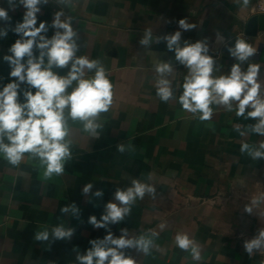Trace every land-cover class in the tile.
Returning a JSON list of instances; mask_svg holds the SVG:
<instances>
[{
	"label": "crops",
	"instance_id": "0c3cea01",
	"mask_svg": "<svg viewBox=\"0 0 264 264\" xmlns=\"http://www.w3.org/2000/svg\"><path fill=\"white\" fill-rule=\"evenodd\" d=\"M255 2L250 0L246 8L239 0H74L70 9L65 6L78 32L77 55L102 61L114 85L113 104L101 114L103 128L97 137L83 132L79 122L69 121L72 159L62 176L45 181L39 161L27 154L18 167L0 157V264H79L77 254L86 253L89 241L103 239L108 231L119 237L121 229H127L129 237L158 234L148 254L124 250L136 264H264V249L249 256L243 247L264 230V201L253 203L264 196V159L240 152L243 142L258 145L264 137H241L234 131L237 124L243 127L255 120L238 118L223 107L215 108L212 120L204 122L183 111L178 97L187 69L179 63H172L168 77L176 99L162 102L156 95L153 61H169L168 52L156 48L158 43L148 48L139 44L147 28L154 37L180 30L181 39H206L218 68L215 74L226 75L236 63L227 49L244 38L257 50L248 63L261 64L264 81V31L245 32L247 20L256 14ZM0 6L7 8L6 0H0ZM60 7L49 0L38 14V22H48L49 38ZM24 11H9L12 27ZM180 19L196 27L183 31ZM2 27L6 25L0 21ZM18 38L10 30L0 38V88L10 82L11 69L3 56L10 55L8 49ZM54 70L67 74V69ZM120 143L126 147L123 154L117 151ZM132 179L154 184L156 197L137 200L123 222L94 228L89 217L99 220L116 188L130 186ZM87 183L93 189L84 194ZM97 190L103 191L102 197L94 196ZM72 203L80 209L78 217L60 211ZM59 224L75 230L70 240L52 242L51 250V236L49 241L35 240L42 226L51 232ZM180 232L199 245V261L177 247L175 236Z\"/></svg>",
	"mask_w": 264,
	"mask_h": 264
},
{
	"label": "clouds",
	"instance_id": "9594fccd",
	"mask_svg": "<svg viewBox=\"0 0 264 264\" xmlns=\"http://www.w3.org/2000/svg\"><path fill=\"white\" fill-rule=\"evenodd\" d=\"M60 10L55 12L50 27L55 29L49 38L47 21L38 22L41 6L49 0H6L7 8L0 6V21L6 27L0 28V38L7 37L9 30L19 36L8 49L10 55L3 60L9 68L10 82L0 88V157L9 165L18 167L29 159L39 161L45 181L62 176L65 164L72 159V140L69 121L82 124V130L97 137L98 129L103 128L101 114L107 113L114 97V85L109 73L100 59H89L86 55H77L80 45L77 43L78 32L73 27V17L65 14L74 0H55ZM243 7L250 0H239ZM23 7L22 20L11 26L9 11ZM179 29L189 31L196 27L186 19L178 21ZM181 31L155 36L150 28L143 32L139 44L145 48L153 43L165 41L169 51H174L175 60L187 69L182 92L178 103L183 111L190 113L201 122L211 121L214 109L223 107L234 112L236 117L252 119L255 123L241 126L234 131L241 137L252 133L264 137V81L261 80V64L248 63L256 55V48L244 38H237L228 52L236 61L226 75H216L218 68L213 56L209 55V46L205 40L195 43L184 42L181 46ZM38 50V55L35 51ZM156 95L162 102L176 99L173 82L168 77L173 73L174 65L170 61L154 59ZM247 64L246 70L242 65ZM54 69H67L66 75H60ZM92 73V75H87ZM27 85V88H22ZM35 89V91H33ZM23 97V99H21ZM215 131V129H212ZM128 147H132L129 142ZM117 151L125 153L123 143L117 145ZM240 152L253 160L264 159V141L252 144L247 141L240 145ZM151 180V175L148 177ZM93 189L92 183L83 187L88 194ZM146 195L156 197L154 184L132 179L130 186L116 188L113 200L105 204V211L98 220L90 216L88 222L94 228H106L110 224H119L131 214L137 200ZM96 197H102L103 191L97 190ZM264 201L260 196L253 203ZM245 212L251 214L252 208L246 206ZM62 213L71 212L79 216L80 209L75 203L60 209ZM164 229L166 225H159ZM74 229L59 224L51 228L42 226L35 233V240L51 243L57 240H70ZM148 234L129 237L127 229H121V235L114 237L111 231L103 239L89 241L91 247L83 255L77 254L79 264H136L126 249H136L148 254L154 245V237ZM175 243L181 250L191 252L194 260L201 259L200 247L194 238L180 232L175 236ZM244 250L249 256L254 251L264 249V230L244 242ZM76 250V249H74Z\"/></svg>",
	"mask_w": 264,
	"mask_h": 264
},
{
	"label": "water",
	"instance_id": "95a60500",
	"mask_svg": "<svg viewBox=\"0 0 264 264\" xmlns=\"http://www.w3.org/2000/svg\"><path fill=\"white\" fill-rule=\"evenodd\" d=\"M258 31H264V13L254 14L252 15L246 23L245 32L249 35H255ZM187 41L189 43H195L196 40H188V39H181V46H183L184 42ZM156 48H163L168 52V60L171 63H179L175 60V53L174 51H169L167 48L166 42H159ZM209 55L213 56L212 52L209 50Z\"/></svg>",
	"mask_w": 264,
	"mask_h": 264
},
{
	"label": "built area",
	"instance_id": "2783aa9c",
	"mask_svg": "<svg viewBox=\"0 0 264 264\" xmlns=\"http://www.w3.org/2000/svg\"><path fill=\"white\" fill-rule=\"evenodd\" d=\"M254 12L256 14L264 13V0H256L254 4Z\"/></svg>",
	"mask_w": 264,
	"mask_h": 264
}]
</instances>
